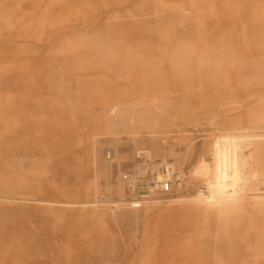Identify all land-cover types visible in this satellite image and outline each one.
Listing matches in <instances>:
<instances>
[{
	"label": "rangeland",
	"instance_id": "1",
	"mask_svg": "<svg viewBox=\"0 0 264 264\" xmlns=\"http://www.w3.org/2000/svg\"><path fill=\"white\" fill-rule=\"evenodd\" d=\"M210 43L229 83L206 75L223 86L203 95L195 70ZM134 105L146 115L101 130L82 122ZM230 138L243 182L225 213L198 198L210 176L194 169L211 173ZM139 145L186 162L195 190L178 197L190 200L82 207L116 186ZM159 234L180 248H149ZM151 260L264 264V0H0V264Z\"/></svg>",
	"mask_w": 264,
	"mask_h": 264
},
{
	"label": "bare ground",
	"instance_id": "2",
	"mask_svg": "<svg viewBox=\"0 0 264 264\" xmlns=\"http://www.w3.org/2000/svg\"><path fill=\"white\" fill-rule=\"evenodd\" d=\"M211 48L209 49L210 55H206L203 49H200L203 55L199 60V66L196 68L195 71L200 72V76L197 80V89H200L203 95H207L211 89L215 86L216 82H209L205 79V76H210L213 73L218 74L217 78L219 80H224L225 84L229 83L228 73L230 65L227 62L224 61H217L215 64L213 61H215L219 53L223 52L221 50V47H216L215 44L210 43ZM208 45V46H209ZM207 46V44H206ZM208 47H205V50H207ZM205 54V55H204ZM174 55L173 59H180L183 61H187V63H184L185 67H190L193 64V61H188V55ZM212 62H211V61ZM212 64V65H210ZM191 72L192 68H188ZM187 69V73H188ZM192 73V72H191ZM221 84V83H220ZM195 83L193 82L191 85H189L187 92L191 93L195 90ZM220 87L223 86V84L219 85ZM218 86V87H219ZM136 87V86H135ZM174 88H179L178 85H173ZM213 88L215 90L216 88ZM212 90V91H213ZM148 90H144L143 92L148 93ZM164 92L163 90H161ZM206 97L202 98L204 100ZM137 106L134 105L131 107V109H134L132 111V116H128L126 114H116L113 116H110L109 118H103L102 115L95 111L92 116H86L83 119V123L88 125V127L91 130H101L105 127L112 128L116 122H123L127 123L131 119H140L143 116H145L146 112L141 110H136ZM115 110V109H113ZM128 116V117H127ZM235 139H227L226 142L223 144H219L216 146V153L217 157L215 159L213 169L210 171V168L207 166V164L200 163L195 169L194 173L198 175H202L203 177L209 178V181L207 182L208 185V192L206 195L205 193L201 192L198 194V198H204L208 205L210 206H218L219 210L221 212H227L233 211L235 208V205L237 200L240 196V190L242 188L241 183L243 182L242 174L240 171L239 163H238V157L236 155V148L237 144L235 143ZM236 146V147H235ZM210 173V175H209ZM184 200H190L184 197H178L175 199L170 200V203H176V202H182ZM194 200V199H192ZM160 201H154L150 204H159ZM99 204L97 203V200L86 202L82 205V207H97ZM148 206V205H147ZM138 210V209H135ZM157 218H160V215H157ZM180 222L171 223L169 226V229L174 231L177 229V227L180 225ZM156 225V223L154 224ZM158 230H162L161 226H158ZM158 238L160 240L154 241L150 244L149 248L156 251H164V253H168L169 251H174L175 249L180 248V245H177L175 243H166L165 240H162L161 234L158 235ZM156 260V259H155ZM154 262L151 260L150 264H153Z\"/></svg>",
	"mask_w": 264,
	"mask_h": 264
},
{
	"label": "built area",
	"instance_id": "3",
	"mask_svg": "<svg viewBox=\"0 0 264 264\" xmlns=\"http://www.w3.org/2000/svg\"><path fill=\"white\" fill-rule=\"evenodd\" d=\"M106 159L113 160L112 150H106ZM116 186L102 187L98 204L110 210L141 209L147 204L167 202L195 189L189 183L186 162L158 157L153 150L139 145L133 150L132 159L117 166ZM207 192L201 188L197 194Z\"/></svg>",
	"mask_w": 264,
	"mask_h": 264
}]
</instances>
